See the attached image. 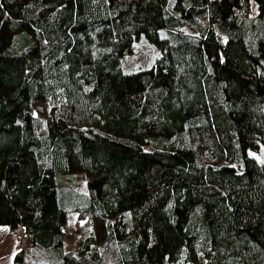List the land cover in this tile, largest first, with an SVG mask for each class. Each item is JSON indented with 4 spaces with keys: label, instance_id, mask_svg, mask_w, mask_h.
I'll return each instance as SVG.
<instances>
[{
    "label": "trees",
    "instance_id": "obj_1",
    "mask_svg": "<svg viewBox=\"0 0 264 264\" xmlns=\"http://www.w3.org/2000/svg\"><path fill=\"white\" fill-rule=\"evenodd\" d=\"M263 12L0 0V226L25 243L13 264H40L31 249L55 264H264L251 154L264 147ZM138 39L160 54L126 70Z\"/></svg>",
    "mask_w": 264,
    "mask_h": 264
},
{
    "label": "rangeland",
    "instance_id": "obj_2",
    "mask_svg": "<svg viewBox=\"0 0 264 264\" xmlns=\"http://www.w3.org/2000/svg\"><path fill=\"white\" fill-rule=\"evenodd\" d=\"M251 9L252 13L251 16H254V18L257 17V7L254 1H251ZM259 19H262L264 22V12L262 16ZM256 26L252 27V30H255ZM160 54L159 49L151 42L146 41L144 39H138L135 41V46L133 47L132 52L124 58L126 65V70H133L136 68H143L148 67L152 64L154 59ZM252 156L256 158V160L262 162L264 160V147H259L257 151H252ZM233 165L236 169V171H241V166H236L234 163H230ZM69 177H72L71 179H74L73 181V189L79 193L85 192V175L82 172L73 173L72 175H69ZM91 231H94V228L90 227ZM12 249L13 251H19L25 247L24 243V235L23 232H19L17 234H12ZM9 240V239H8ZM73 238H65L66 246L69 247L71 244V241ZM10 245L9 242H5V245L0 242V261L2 264H8L7 256H9V253L7 252V248ZM30 257L34 258L35 261L39 262L40 264H55L58 260V254L54 251L50 250H39V249H31L30 251Z\"/></svg>",
    "mask_w": 264,
    "mask_h": 264
},
{
    "label": "crops",
    "instance_id": "obj_3",
    "mask_svg": "<svg viewBox=\"0 0 264 264\" xmlns=\"http://www.w3.org/2000/svg\"><path fill=\"white\" fill-rule=\"evenodd\" d=\"M12 232L5 226H0V242H2L5 245V242H9L10 245L7 248V252L9 253V256H7V260L9 258V260L7 261L8 264H13L14 260H13V256L15 254V251H13L12 247ZM9 239V240H8ZM0 264L1 261H0Z\"/></svg>",
    "mask_w": 264,
    "mask_h": 264
},
{
    "label": "built area",
    "instance_id": "obj_4",
    "mask_svg": "<svg viewBox=\"0 0 264 264\" xmlns=\"http://www.w3.org/2000/svg\"><path fill=\"white\" fill-rule=\"evenodd\" d=\"M25 245V244H24Z\"/></svg>",
    "mask_w": 264,
    "mask_h": 264
}]
</instances>
